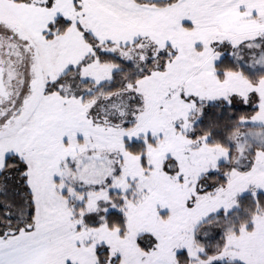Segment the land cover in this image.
<instances>
[{
  "label": "snow or ice",
  "instance_id": "1",
  "mask_svg": "<svg viewBox=\"0 0 264 264\" xmlns=\"http://www.w3.org/2000/svg\"><path fill=\"white\" fill-rule=\"evenodd\" d=\"M0 264H264V0H0Z\"/></svg>",
  "mask_w": 264,
  "mask_h": 264
}]
</instances>
